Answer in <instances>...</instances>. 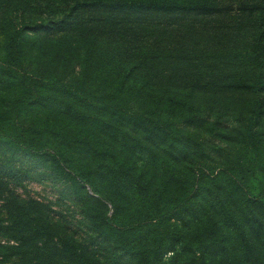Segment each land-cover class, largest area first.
Returning a JSON list of instances; mask_svg holds the SVG:
<instances>
[{
	"label": "trees",
	"instance_id": "16d2710c",
	"mask_svg": "<svg viewBox=\"0 0 264 264\" xmlns=\"http://www.w3.org/2000/svg\"><path fill=\"white\" fill-rule=\"evenodd\" d=\"M0 154V264H264V0H0Z\"/></svg>",
	"mask_w": 264,
	"mask_h": 264
},
{
	"label": "rangeland",
	"instance_id": "374dc122",
	"mask_svg": "<svg viewBox=\"0 0 264 264\" xmlns=\"http://www.w3.org/2000/svg\"><path fill=\"white\" fill-rule=\"evenodd\" d=\"M55 7L56 11L61 12L65 5L56 3ZM4 8H10V6ZM31 9L36 11L32 13L33 16H44L40 7H32ZM4 165L8 168L14 167V170L19 171V173L26 172L25 174H27V177L24 176V179L19 181L8 179V175L5 173H3L4 176L0 175V179L2 178L8 183L11 191L24 200L39 202L44 208V213L60 227H66L80 238L88 237L87 234L89 235L90 230L88 231L87 226L84 225L85 219L81 213V207L74 199L70 183L37 166L34 161L23 155L10 159V157L0 154V171L4 168ZM0 238L2 241L7 239L5 237Z\"/></svg>",
	"mask_w": 264,
	"mask_h": 264
}]
</instances>
